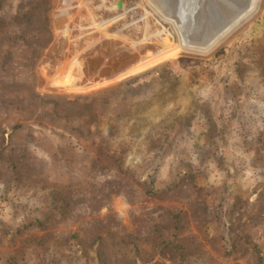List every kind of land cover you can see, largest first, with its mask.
I'll return each instance as SVG.
<instances>
[{"label":"rangeland","instance_id":"1","mask_svg":"<svg viewBox=\"0 0 264 264\" xmlns=\"http://www.w3.org/2000/svg\"><path fill=\"white\" fill-rule=\"evenodd\" d=\"M119 1L0 0V264H264V0L201 54Z\"/></svg>","mask_w":264,"mask_h":264},{"label":"bare ground","instance_id":"2","mask_svg":"<svg viewBox=\"0 0 264 264\" xmlns=\"http://www.w3.org/2000/svg\"><path fill=\"white\" fill-rule=\"evenodd\" d=\"M147 2L173 27L182 49L201 54L213 51L256 13L261 0H148Z\"/></svg>","mask_w":264,"mask_h":264},{"label":"crops","instance_id":"3","mask_svg":"<svg viewBox=\"0 0 264 264\" xmlns=\"http://www.w3.org/2000/svg\"><path fill=\"white\" fill-rule=\"evenodd\" d=\"M260 86L261 87L264 86V80L261 74H260ZM260 111H262L261 114L264 115V98L261 97H260ZM263 122H261V124H264Z\"/></svg>","mask_w":264,"mask_h":264},{"label":"water","instance_id":"4","mask_svg":"<svg viewBox=\"0 0 264 264\" xmlns=\"http://www.w3.org/2000/svg\"><path fill=\"white\" fill-rule=\"evenodd\" d=\"M123 5V2L120 0L118 3H117V8H121Z\"/></svg>","mask_w":264,"mask_h":264}]
</instances>
